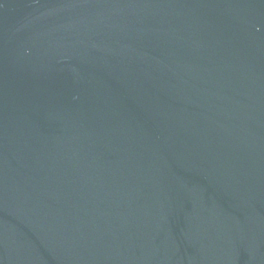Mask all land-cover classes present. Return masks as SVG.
Listing matches in <instances>:
<instances>
[{"label":"water","instance_id":"obj_1","mask_svg":"<svg viewBox=\"0 0 264 264\" xmlns=\"http://www.w3.org/2000/svg\"><path fill=\"white\" fill-rule=\"evenodd\" d=\"M0 264H264V0H0Z\"/></svg>","mask_w":264,"mask_h":264}]
</instances>
